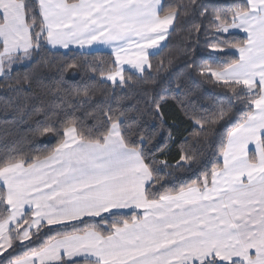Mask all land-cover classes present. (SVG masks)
I'll return each mask as SVG.
<instances>
[{"label": "crops", "instance_id": "1", "mask_svg": "<svg viewBox=\"0 0 264 264\" xmlns=\"http://www.w3.org/2000/svg\"><path fill=\"white\" fill-rule=\"evenodd\" d=\"M245 1L248 12L238 15L222 32L241 34L246 44L236 50L238 62L219 73L250 92L258 89L260 95L247 119L253 121L251 126L245 122L229 135L222 169L212 175L209 187L190 188L147 202L144 192L150 183L149 172L138 152L123 145L117 126H112L99 144L81 142L69 129L50 157L28 167L13 164L0 170V188L5 191L9 210L8 217L0 222V240L27 212L31 223L25 239L42 225H66L97 218L98 214L139 213V219L108 237L87 231L54 240L39 252L40 258L34 264H203L210 260L220 264H264V156L260 141L264 135V102L257 105L264 98L261 89L253 86H264V0ZM36 2L47 47L57 52L112 54L117 70L112 78H102L112 85L122 81L124 71L142 74L134 64L161 50L165 41L160 47L151 41H159L172 27L166 31L157 26L173 23L175 17H158L162 0ZM18 9L19 13L23 11L21 6ZM3 12H7V5L1 2L0 16ZM23 25L26 27L25 20ZM5 26L2 17L0 29ZM24 33L21 41L17 32L1 35L0 31V54L5 46L6 55L15 58L11 61L16 66L19 56L24 52L30 55L32 50L29 31ZM59 33L64 34L62 39ZM130 37L132 43L127 41ZM1 61L0 55V66ZM242 65H247V72L242 71ZM147 69L145 66L144 71ZM245 79L252 83L245 85ZM249 153L254 156L253 163ZM145 221V229H134L135 224ZM129 232H134V237L123 247L111 252L106 249L110 238Z\"/></svg>", "mask_w": 264, "mask_h": 264}, {"label": "trees", "instance_id": "2", "mask_svg": "<svg viewBox=\"0 0 264 264\" xmlns=\"http://www.w3.org/2000/svg\"><path fill=\"white\" fill-rule=\"evenodd\" d=\"M19 2L32 50L26 65H17L0 77V170L13 164L28 167L50 157L69 129L79 141L99 144L117 126L123 145L138 152L149 172L147 202L209 187L212 175L222 169L229 135L246 122L260 95L258 89L253 93L238 83L217 82L211 75L238 62L236 50L246 39L238 33L224 34L222 29L248 12L245 0H162L159 18L173 14L178 4L185 5L174 15L164 46L148 57L151 67L141 75L124 71L122 81L113 85L102 79L117 70L112 54L50 50L36 0ZM204 67L208 72L202 76L199 70ZM173 95L185 98L184 110L173 103ZM152 100L160 101L159 112ZM198 120L208 121L209 130L200 135ZM260 141L264 156V135ZM248 158L254 162L252 153ZM8 215L5 191L0 188V222ZM139 218V213H117L66 225H42L20 245L21 234L31 223L27 212L8 231L9 247L0 256V264L87 231L108 237Z\"/></svg>", "mask_w": 264, "mask_h": 264}, {"label": "snow or ice", "instance_id": "3", "mask_svg": "<svg viewBox=\"0 0 264 264\" xmlns=\"http://www.w3.org/2000/svg\"><path fill=\"white\" fill-rule=\"evenodd\" d=\"M181 7L185 8V5L178 4V6L175 7L173 15L178 13L180 11ZM185 14L187 15V13H185ZM172 26H173V23L171 21H169V22H166V23H164L162 25H158L157 27H163V28L166 29V31H169V29ZM58 36L62 39L64 34L63 33H59ZM167 38H168V35L161 36L159 41L152 40L151 44L160 47L162 42L166 41ZM52 43H53V46H55L56 41H53ZM147 55H149V53ZM134 66L136 67L137 71L143 73L144 69H145V66H147V68H150L151 64H150L149 60L144 59V61L142 63H135ZM241 68H242V71H245V72H247V70H248L247 65H242ZM207 72H208V69L206 67L201 68L199 70V73L202 76L205 75ZM243 83L245 85H249L252 82L250 80L245 79L243 81ZM253 86L254 87H259L261 89V95H262V98H264V86H262V85H253ZM171 99H172L173 103L176 104L178 109H181V110L185 109L186 101H185L184 97L179 96V95H173L171 97ZM151 102L154 104L155 110L157 112H159L160 101L157 100V101L153 102V100H152ZM260 102H264V99H262V101H258L257 105H259ZM197 123L200 125V127L202 129V131L200 133H198L197 135L203 134V133H205V132H207L209 130L208 128L205 127V125L208 123V121L204 122V121H199L198 120ZM252 123H253V121L250 120V119L246 121V125L247 126H251ZM42 142H44V141H42ZM237 179H238V177H237ZM109 212H111V210H109ZM97 218H99V214H98ZM147 226H148L147 221H145V222H142V223H139V224H135L134 225V229L136 231H139V230L145 229ZM133 237H134V232H129V233L121 234L120 236L115 237V238H110L108 241H106V249L109 252H111V251H113L115 249L121 248V247L124 246L125 243H127ZM39 258H40V253L39 252L32 253V254L27 255V256H20L18 254L16 256L11 257L8 260H5L4 264H34V261L38 260Z\"/></svg>", "mask_w": 264, "mask_h": 264}, {"label": "rangeland", "instance_id": "4", "mask_svg": "<svg viewBox=\"0 0 264 264\" xmlns=\"http://www.w3.org/2000/svg\"><path fill=\"white\" fill-rule=\"evenodd\" d=\"M1 2H4L5 3V6L7 5V12L4 13V14H1L0 16V21H1V18L4 17L5 19V22H6V26L4 27V29H0L1 31V35L3 34H6V35H9V33L11 31L13 32H17L20 34L21 36V41L23 39V36H24V32L27 30L29 31V28L27 27L26 23V27L23 25L24 24V15H23V11H20L21 15L23 16V18L21 19V16H20V13H19V9H18V6L22 7L21 3L19 2V0H0V4ZM252 4H251V8H252ZM22 10V9H20ZM22 20H23V23H22ZM240 23V21H239ZM237 23V24H239ZM11 25H13L12 29L10 30L11 28ZM6 32H5V31ZM132 37L128 38L127 41H129L130 43H132ZM124 51V48L122 49ZM3 52H1V62H3V64L0 66V77H3V76H6V75H9L11 73V71L13 70L14 67H16V62H13L11 60H14L15 58L13 59H10V56H7L6 54H9L7 52V49L5 46H3ZM23 54V53H22ZM22 54L19 56L20 58V61L18 62V65H26L28 62H29V53L27 52H24V55L22 56ZM221 73L219 72H211V75L212 77L217 81V82H221V83H227L229 82L228 80H225V78H223V76L220 75ZM113 75V74H111ZM110 75L109 78H112V76ZM109 76V75H108ZM224 76H227L226 74H224ZM109 80V79H108ZM26 231V230H25ZM23 232L21 234V238H20V245H24L25 243H27L29 241V238L25 239V235L27 234V232ZM29 237V236H28ZM8 237H4L2 240H0V256L5 252L7 251L8 249Z\"/></svg>", "mask_w": 264, "mask_h": 264}]
</instances>
